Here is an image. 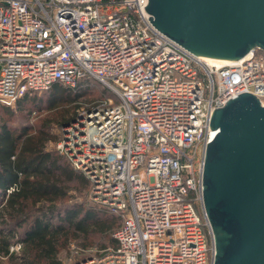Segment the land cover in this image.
<instances>
[{
	"label": "built area",
	"instance_id": "1",
	"mask_svg": "<svg viewBox=\"0 0 264 264\" xmlns=\"http://www.w3.org/2000/svg\"><path fill=\"white\" fill-rule=\"evenodd\" d=\"M147 2L0 0L1 104L84 77L115 96L82 107L57 143L89 199L119 218L115 246L76 248L67 264H212L201 189L210 113L243 92L264 104L262 49L207 62L159 31Z\"/></svg>",
	"mask_w": 264,
	"mask_h": 264
},
{
	"label": "water",
	"instance_id": "2",
	"mask_svg": "<svg viewBox=\"0 0 264 264\" xmlns=\"http://www.w3.org/2000/svg\"><path fill=\"white\" fill-rule=\"evenodd\" d=\"M151 23L190 52L236 60L264 51V0H148ZM202 209L212 264H264V104L235 94L210 113Z\"/></svg>",
	"mask_w": 264,
	"mask_h": 264
},
{
	"label": "trees",
	"instance_id": "3",
	"mask_svg": "<svg viewBox=\"0 0 264 264\" xmlns=\"http://www.w3.org/2000/svg\"><path fill=\"white\" fill-rule=\"evenodd\" d=\"M85 78L71 89L80 88ZM63 85L53 82L44 96L27 92L11 106L0 103L4 113L0 119V262L63 264L60 253L70 244L78 250L116 245L112 233L119 218L115 214L68 200L71 189L87 188L89 183L58 150L48 148L56 140L49 131L55 118L44 114L36 126L25 122L34 107L45 103L53 110L87 93L82 87L71 96ZM14 112H23L20 125L11 123ZM75 114H61L55 121L65 125ZM14 242L21 244L18 250H10Z\"/></svg>",
	"mask_w": 264,
	"mask_h": 264
},
{
	"label": "rangeland",
	"instance_id": "4",
	"mask_svg": "<svg viewBox=\"0 0 264 264\" xmlns=\"http://www.w3.org/2000/svg\"><path fill=\"white\" fill-rule=\"evenodd\" d=\"M82 81H84V82H81V87L77 88V90H80V89H82V87H85V89L87 90L86 94L78 96L76 100H73L70 102H63L60 105H58V107L53 108V110H50L48 108V106L45 105V103H43L41 105V108L34 107V109H32V112L30 114L29 120L25 121V122H27L26 124H28V125L36 126L38 123V119L40 117H42L44 114H46L47 117L53 116L55 118L54 121L52 122V124L50 125L51 127L49 128L50 129L49 131L51 132V134L56 136V140L50 141L48 143V148H51V149L53 148V149L57 150V143L61 139L62 128L64 125H62V126L58 125L57 121H55V120L59 119L61 114L69 115V114L74 113L76 111L75 115H77L79 110L82 107H84L87 104L92 103V102H94V101H96V100H98L104 96H111V97L115 98V96H113V94L99 81H97L93 78H90V77L85 78ZM63 86H64V91L66 94H70L71 96H73L77 92L76 89H75L76 91L71 89L72 87L75 86V84L74 85L64 84ZM74 88H76V87H74ZM45 90L35 91V95L36 96H44ZM23 112H14V115L11 117V119H12L11 123L16 124V125L17 124L20 125L21 121L23 120L21 118L23 115ZM2 115H4V113L0 109V119H1ZM88 189H89V185L87 188L76 187V188L71 189L68 193L69 194L68 200L72 201V202L84 204V206H93L95 208H101L89 199V196H88L89 190ZM102 209H104V208H102ZM108 213H110V212H108ZM72 245L74 246V244H70V249L67 248L60 253V257L62 259L63 264H67L68 258L73 257L75 254L74 250L76 248L75 247L72 248L71 247ZM97 249L98 248H96V247H90V248L85 249L83 251V253L85 255L90 254V253L91 254L96 253ZM87 250H90V251L87 252ZM2 261L3 262H0V264H9L6 260L2 259Z\"/></svg>",
	"mask_w": 264,
	"mask_h": 264
},
{
	"label": "bare ground",
	"instance_id": "5",
	"mask_svg": "<svg viewBox=\"0 0 264 264\" xmlns=\"http://www.w3.org/2000/svg\"><path fill=\"white\" fill-rule=\"evenodd\" d=\"M247 53H248V52H247ZM247 53L244 54L243 56H246ZM199 56H200L203 60H205V61H207V62L215 61V62L224 63V62H226V61L229 60V59L215 58V57H210V56H201V55H199ZM243 56H242V57H243ZM215 132H216L215 129L211 130L210 137H209L210 139L214 136ZM210 139H209V140H210Z\"/></svg>",
	"mask_w": 264,
	"mask_h": 264
}]
</instances>
